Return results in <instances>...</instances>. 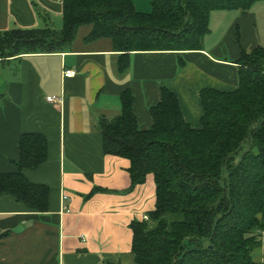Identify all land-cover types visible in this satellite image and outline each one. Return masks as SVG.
<instances>
[{"label": "crops", "instance_id": "crops-1", "mask_svg": "<svg viewBox=\"0 0 264 264\" xmlns=\"http://www.w3.org/2000/svg\"><path fill=\"white\" fill-rule=\"evenodd\" d=\"M62 24V0H0V33L58 31ZM209 30L202 51L130 53L125 73L116 68L120 53L109 39L84 42L88 26L62 53L0 60V173L16 172L23 134H40L47 160L23 175L49 189L43 214L0 199V264H134L130 224L154 210L155 185L147 176L130 189L129 161L104 154L98 122L118 116L121 95L130 91L137 125L147 130L149 108L166 88L177 96L185 121L199 130L200 91H235L241 50L264 45V2L245 13L213 12ZM68 70L74 76L64 78ZM48 96L61 104L46 103ZM260 220L261 245L251 253L256 264H264V215Z\"/></svg>", "mask_w": 264, "mask_h": 264}, {"label": "trees", "instance_id": "trees-1", "mask_svg": "<svg viewBox=\"0 0 264 264\" xmlns=\"http://www.w3.org/2000/svg\"><path fill=\"white\" fill-rule=\"evenodd\" d=\"M264 0H149L150 13L129 0H62V28L0 33V60L70 49L78 30L85 43L109 39L125 73L132 52L202 51L213 12H248ZM179 68L183 60L178 59ZM233 92L199 93L201 128L185 121L177 96L161 88L149 108L152 125L139 129L130 91L121 111L100 118L105 155L129 161L130 189L152 176L155 208L133 221L134 264H256L264 215V45L241 50ZM16 172L0 173V199L39 214L48 211V187L29 182L24 170L47 160V140L23 134ZM106 264H117L107 262Z\"/></svg>", "mask_w": 264, "mask_h": 264}, {"label": "built area", "instance_id": "built-area-1", "mask_svg": "<svg viewBox=\"0 0 264 264\" xmlns=\"http://www.w3.org/2000/svg\"><path fill=\"white\" fill-rule=\"evenodd\" d=\"M64 78H71L74 76V72L71 70L65 71L63 73ZM45 102L48 104H53V105H60L62 100L53 96H48L45 98ZM67 201V196L63 195L61 198V202H62V210L65 213L70 212L69 208L64 204ZM144 220H147V217L144 218Z\"/></svg>", "mask_w": 264, "mask_h": 264}, {"label": "rangeland", "instance_id": "rangeland-1", "mask_svg": "<svg viewBox=\"0 0 264 264\" xmlns=\"http://www.w3.org/2000/svg\"><path fill=\"white\" fill-rule=\"evenodd\" d=\"M129 1H131L133 3V5L136 9H138V7L140 8V11H141L140 13H150L151 12V6L149 3V0H129ZM142 5H144V8Z\"/></svg>", "mask_w": 264, "mask_h": 264}]
</instances>
